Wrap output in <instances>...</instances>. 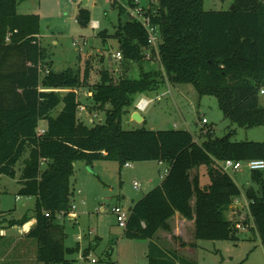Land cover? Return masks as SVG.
Wrapping results in <instances>:
<instances>
[{
	"label": "trees",
	"instance_id": "1",
	"mask_svg": "<svg viewBox=\"0 0 264 264\" xmlns=\"http://www.w3.org/2000/svg\"><path fill=\"white\" fill-rule=\"evenodd\" d=\"M125 1L138 5L135 0ZM153 1L144 13L161 32L159 50L153 52L168 81L189 83L201 95L216 96L233 124L263 125L264 0H234V10H206L204 0H156L154 8ZM18 3L0 0V174L14 177L17 164L22 163L18 195L36 197V202L32 215L11 224L35 219L26 236L37 241V261L75 264L69 255L79 246L65 244L67 233L58 214L71 210V176L79 160L118 161L121 167L152 160L168 165L162 182L132 205L124 228L130 238L149 240V264H198L155 239L161 229L173 232L171 219L177 212L194 220L195 239L239 241L242 229L227 211L242 191L220 162L264 159V141H233V130L218 137L208 129L207 139L198 142L186 129H125L123 118L129 107L138 93L158 88L160 71H142L137 78L118 81L104 71L94 86L93 99L100 108L111 107L103 123L89 126L78 116V90L87 85L90 65L83 72L72 66L56 71L41 45L40 15L18 12ZM77 19L88 24L89 10L81 8ZM100 35L104 40L109 36L105 31ZM114 37L123 59L146 57L148 33L139 20L120 25ZM62 102V110L52 115ZM42 120L47 121L44 133L39 132ZM202 165L210 180L205 186L198 174L193 175ZM251 177L258 188L251 186L245 192L249 214L243 223H253L250 229L264 244V170L251 171ZM112 252L110 247L107 255Z\"/></svg>",
	"mask_w": 264,
	"mask_h": 264
},
{
	"label": "rangeland",
	"instance_id": "2",
	"mask_svg": "<svg viewBox=\"0 0 264 264\" xmlns=\"http://www.w3.org/2000/svg\"><path fill=\"white\" fill-rule=\"evenodd\" d=\"M138 2V5L133 6L125 0H19L18 12L40 15L41 45L46 52L45 58L52 62L56 71L72 66L83 72L86 65H90L87 85L78 90L81 105L85 106V109L79 108L80 120L89 126L105 121L106 109L111 105L100 108L93 99L94 86L101 81L104 71H108L114 81L123 77L137 78L142 71H160L162 75L158 88L138 93L135 105L129 107V113L123 118L125 129H186L193 133L198 142L207 139L204 134L208 129H212L213 136L218 137L233 130V141H264V124L251 128L233 124L220 108L216 96L201 95L189 83L169 82L156 52L141 61L119 60L115 57L120 48L114 37L118 27L135 18L133 15H138V9L144 12L151 5V0ZM153 2L156 8L157 1ZM233 4L234 0H204L206 10H226ZM120 7H123V11ZM81 8L89 10L90 19L86 25L77 19ZM104 31L109 35L106 40L100 35ZM44 74L42 70L41 76ZM60 92L65 93L66 90ZM141 94L152 99L146 110L137 106ZM260 102L264 105V93L260 94ZM62 108L63 102L52 111V115L56 116ZM134 110L142 112L145 119L140 122L134 120L131 115ZM203 118L208 123H204ZM46 126L47 121L42 120L39 128ZM96 164L94 167L86 161L75 162V171L71 176V188L75 190L71 203L75 208L71 211L76 215L58 214V221L65 225L67 233L65 244L79 246L69 256L75 264H149V240L126 236L111 209L116 205L130 209L162 182L168 165L155 160L132 162L133 165L129 167H121L118 161L112 160H99ZM21 166L19 162L14 177L0 174V254L5 255L1 264H18L21 248H25L29 255L27 264H43L34 259L36 239H21L28 230L26 224H11V220L32 215L36 202V197L18 195ZM200 167L201 184L204 186L210 180L206 166ZM229 173L243 191L251 185L257 187L247 165L239 170H230ZM135 181L139 182L138 188L134 185ZM246 219L243 217L239 222L243 223ZM252 224L240 230L241 239L237 242L198 240L202 246L196 252L200 264H264V244L258 234L251 232ZM246 232L251 237H247ZM16 243L19 246L14 250L13 244ZM110 247L113 252L107 255ZM93 259L97 262L93 263Z\"/></svg>",
	"mask_w": 264,
	"mask_h": 264
},
{
	"label": "crops",
	"instance_id": "3",
	"mask_svg": "<svg viewBox=\"0 0 264 264\" xmlns=\"http://www.w3.org/2000/svg\"><path fill=\"white\" fill-rule=\"evenodd\" d=\"M40 41H41V35H40ZM139 96L148 98L147 96H145V94H141ZM148 99L150 101H152L151 98H148ZM137 104H138V102H137ZM134 105H135V103H134ZM135 111L136 110L132 111L131 115H133V113ZM141 113L142 112H140V114ZM144 119L145 118L143 116V120ZM97 161H99V160H97ZM97 161H94L93 162V166L94 167L97 165L96 164ZM100 161H103V160H100ZM157 162L159 164H163V162H160V161H157ZM200 168H195L193 170V172H194V175L195 174H198L199 175V177H200V183H201V171L199 170ZM206 172H207V169H206ZM235 182L238 184L237 181H235ZM238 186L240 187L239 184H238ZM251 186H253L255 188H258V186L257 187L254 186V185H251ZM241 191H242L241 195L234 198L233 203L230 205V207H229V209L227 211L228 218L229 219H233L235 221H241L243 217L248 218V214H249V201H248L247 196H246V193H245L246 191H243L242 189H241ZM74 192H75V190H74ZM193 203H194V200H193ZM34 223H35V219H32V221H29L28 223H26V226L28 227V230L25 232L24 238H21V239H24V240L31 239L28 236H26V234H27V232L29 231V229L31 228V226ZM171 225L173 227V232L171 233V232H168V231H165V230H162V229L159 230V232L157 233V237L155 238L156 241L163 248L177 249L181 255H183V256H185L187 258L193 259V260L197 261L198 264H200L199 259H197V257H196V252L199 250V247L201 245L199 244L200 242L198 241L200 239H195L194 238V231H195V223H194V220L187 219V218L183 217L179 212H177L173 216V218L171 219ZM251 232L253 233V230H251ZM246 233H247L246 234L247 237L248 236L251 237V235L249 234V232H246ZM173 235L177 236V238L176 239L173 238ZM183 241L187 242L188 245L183 246L182 245V242ZM189 243H192L193 245H191ZM10 245H12V243ZM13 245H14V247L12 249H14V250L19 246V244H17V243L16 244H13ZM69 247H74V246H69ZM20 251H21V253H20L21 256H20V259L18 260V264H27L28 263V258H29V255L26 254L27 251H25V248H21ZM4 256H5L4 253H1L0 254V264H1L2 259H3ZM34 259H36V255L35 254H34Z\"/></svg>",
	"mask_w": 264,
	"mask_h": 264
},
{
	"label": "built area",
	"instance_id": "4",
	"mask_svg": "<svg viewBox=\"0 0 264 264\" xmlns=\"http://www.w3.org/2000/svg\"><path fill=\"white\" fill-rule=\"evenodd\" d=\"M137 2V4H139L138 0H135ZM133 15V14H132ZM133 17H135L137 20H139L142 25L145 27L147 33H148V43H149V47L146 48V56H151V53H153V51L155 50L156 52H158L159 50V44L162 40V36H161V32L159 30V27L157 25H154L151 22V19L149 16H147L141 9H138V15H133ZM95 24V23H94ZM116 58H118L119 60H122L123 54L122 52L119 50L116 55ZM160 59V58H159ZM261 93H264V88H262ZM150 100L146 97H141L138 101V108L141 110H146V108L149 106L150 104ZM80 109H85L84 105H80L79 106ZM203 122L204 123H208V121L206 120V118H203ZM46 131V127L43 128H39V132L40 133H44ZM243 165H247V167L249 168L250 171L253 170H264V159H242V160H234V159H226L220 162V166L225 170V171H230V170H239L243 167ZM125 167H129L132 166L131 162H126L124 164ZM134 185L136 188L139 187V182L135 181ZM75 206L72 205L71 209H74ZM111 211L116 214L117 219H118V223L120 226H122L123 228H126L127 226V221L130 215V209H124L122 206L120 205H116L114 207H112ZM59 214H63L64 216L66 215V213L64 212H60ZM76 215V213L74 211H69L67 213V215ZM66 215V216H67ZM240 229H247L248 224H244L238 221V225H237ZM93 263L97 262L96 259L92 260ZM116 264V263H114Z\"/></svg>",
	"mask_w": 264,
	"mask_h": 264
},
{
	"label": "water",
	"instance_id": "5",
	"mask_svg": "<svg viewBox=\"0 0 264 264\" xmlns=\"http://www.w3.org/2000/svg\"><path fill=\"white\" fill-rule=\"evenodd\" d=\"M232 10L235 9V4L232 5L231 7ZM133 119L136 120V121H143V116L140 114L139 111H135L132 115Z\"/></svg>",
	"mask_w": 264,
	"mask_h": 264
}]
</instances>
